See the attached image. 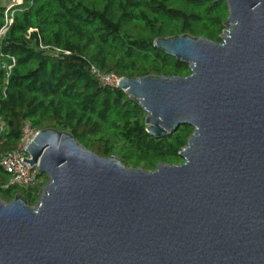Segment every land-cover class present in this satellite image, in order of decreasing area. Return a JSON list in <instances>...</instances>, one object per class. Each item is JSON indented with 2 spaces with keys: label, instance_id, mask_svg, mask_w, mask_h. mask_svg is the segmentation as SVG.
<instances>
[{
  "label": "water",
  "instance_id": "obj_1",
  "mask_svg": "<svg viewBox=\"0 0 264 264\" xmlns=\"http://www.w3.org/2000/svg\"><path fill=\"white\" fill-rule=\"evenodd\" d=\"M225 1L220 41H154L188 76L118 85L150 135L193 128L183 161L127 167L68 132L39 130L24 160L48 182L36 205L0 198V264H264V0Z\"/></svg>",
  "mask_w": 264,
  "mask_h": 264
},
{
  "label": "trees",
  "instance_id": "obj_2",
  "mask_svg": "<svg viewBox=\"0 0 264 264\" xmlns=\"http://www.w3.org/2000/svg\"><path fill=\"white\" fill-rule=\"evenodd\" d=\"M227 17L225 0H0V198L23 194L36 205L48 182L41 175L33 187H6L2 157L17 149L26 122L68 132L127 167L181 163L193 128L150 135L141 105L103 85L93 69L127 78L188 76V65L157 49L155 39L190 34L220 41Z\"/></svg>",
  "mask_w": 264,
  "mask_h": 264
},
{
  "label": "built area",
  "instance_id": "obj_3",
  "mask_svg": "<svg viewBox=\"0 0 264 264\" xmlns=\"http://www.w3.org/2000/svg\"><path fill=\"white\" fill-rule=\"evenodd\" d=\"M9 22H11L10 19L8 20V23ZM7 25L1 30L2 33L7 31ZM10 68L11 66L9 69ZM93 72L103 85L118 87L121 77L115 73L111 72L104 74L97 69H93ZM38 132L39 130L34 129L30 122H26L23 126L22 136L17 149L3 155L1 166L9 175L6 187H19L27 189L41 182L39 165H32L24 160L25 158H32L27 148L35 140Z\"/></svg>",
  "mask_w": 264,
  "mask_h": 264
},
{
  "label": "rangeland",
  "instance_id": "obj_4",
  "mask_svg": "<svg viewBox=\"0 0 264 264\" xmlns=\"http://www.w3.org/2000/svg\"><path fill=\"white\" fill-rule=\"evenodd\" d=\"M13 1H19V2H21L20 0H13ZM13 1L11 0V3H12ZM8 4H10V1L8 2Z\"/></svg>",
  "mask_w": 264,
  "mask_h": 264
}]
</instances>
